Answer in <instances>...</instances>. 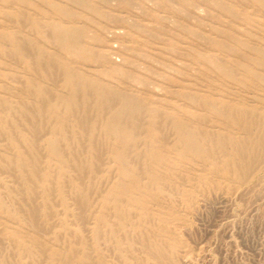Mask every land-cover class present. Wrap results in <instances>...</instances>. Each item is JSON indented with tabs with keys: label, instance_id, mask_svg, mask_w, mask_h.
Returning <instances> with one entry per match:
<instances>
[{
	"label": "rangeland",
	"instance_id": "obj_1",
	"mask_svg": "<svg viewBox=\"0 0 264 264\" xmlns=\"http://www.w3.org/2000/svg\"><path fill=\"white\" fill-rule=\"evenodd\" d=\"M71 2L0 0V98L12 105L10 114H3V118L10 117L21 123L22 116L16 107L26 104L34 108L33 100L24 95L23 82L37 76L27 71L13 48L9 39L12 34L56 56L71 70L141 99L140 102L145 101L162 114L188 117L187 114L197 112L186 95L215 104L217 99H224L252 105L250 100L256 99L259 103L254 105L264 112V68L257 63L260 53H264V0H123L121 4L88 0L84 5ZM57 7L65 13L58 12ZM36 24L41 28H36ZM53 24L83 28L89 36L85 47L93 53L94 59L86 61L68 55L49 41L43 30ZM212 61L226 65L237 78L232 80L214 72L210 66ZM135 65L149 68L162 77L147 74ZM145 76L154 87L145 88L134 82L133 78ZM43 83L50 88L53 97L67 95L60 84ZM58 116L68 118L62 110ZM69 124L75 128L71 119ZM200 127L215 131L220 138L231 134L241 137L237 129L212 116ZM111 147L117 148V143L112 142ZM0 153L13 154L1 134ZM176 154L175 151L169 153L173 159L170 172L165 167L155 166L156 173L171 175L157 199L148 198L146 190L129 194L139 197L141 207L154 218L145 224L146 230L158 233L160 239L174 248L173 260L164 264H264V164L257 165L246 179L240 180L233 174L221 175L218 168L207 163L177 162ZM111 160L112 156L100 171L104 191L117 180V165ZM51 162L55 167L56 160ZM1 173L0 201L13 211L26 206L32 196L19 182L16 171L9 169L7 174ZM73 176L70 171L68 180ZM144 182L149 183L147 179ZM62 197L65 204L61 202ZM95 197L93 215L98 212L113 217L104 194L101 199L98 195ZM36 198L39 204L46 201L44 193ZM119 198L127 210L135 212L126 196ZM51 206L53 216L48 219L49 226L62 238L72 239L77 230L78 210L70 192L54 196ZM112 221L116 224L119 219L112 218ZM89 222L91 229L95 223L93 217ZM132 222H128L129 225ZM23 225L26 236L31 235L32 227L27 219ZM84 235L90 242V231ZM57 246L54 247L60 249ZM10 249V242L0 237V256L10 257L14 263ZM125 255L135 260L145 258L139 246L128 249ZM99 256L104 264H121L119 252L107 243L101 244Z\"/></svg>",
	"mask_w": 264,
	"mask_h": 264
},
{
	"label": "bare ground",
	"instance_id": "obj_2",
	"mask_svg": "<svg viewBox=\"0 0 264 264\" xmlns=\"http://www.w3.org/2000/svg\"><path fill=\"white\" fill-rule=\"evenodd\" d=\"M70 1L83 5L88 2ZM101 1L108 4L123 2ZM56 10L65 13L58 7ZM35 26L41 28L40 25ZM82 29L53 24L43 31L47 34L45 37L61 51L78 59L93 60V53L85 47L89 36ZM9 39L27 71L37 77L23 82L24 95L33 100L34 108L26 104L16 107L22 116L21 123L2 117L10 114L12 105L0 98V134L13 149L12 157L0 153V172L7 174L9 169L15 170L19 182L32 196L26 206L22 205L17 211L9 210L0 201V237L10 242V251L15 257L13 263L10 257L0 256V264H104L99 256L100 246L104 243L119 252L121 264H164L173 260L174 248L160 239L158 233L146 230L145 224L154 218L141 207L139 197L129 196L146 190L149 191L148 198H158L170 182L171 175L156 173L155 166L165 167L170 172L173 159L169 153L175 151L177 158L174 160L177 162L193 160L207 163L218 168L223 176L233 174L244 180L257 165L264 164V112L254 105L259 103L256 99L250 100L252 105L224 99H217L219 101L215 104L186 95L195 104L197 112L187 114L188 117L162 114L145 101L140 102L141 99L71 70L56 56L34 48L32 43L22 42L18 34H12ZM257 63L264 68V53H260ZM210 66L226 78H237L233 71L218 61H212ZM135 67L152 76L162 77L149 68ZM133 79L142 87L152 86L148 76ZM45 81L60 84L67 95L53 97L50 88L43 83ZM60 110L67 119L58 116ZM208 116L237 129L241 137L231 134L220 138L215 131L200 127ZM70 119L77 130L69 124ZM112 142L117 143V148L111 147ZM111 156V161L117 165V180L113 187L104 191L100 171L109 164ZM52 159L56 160L55 167ZM70 171L74 174L72 180H68ZM145 179L149 181L147 185ZM67 191L78 210L77 230L70 240L56 234L48 223L53 216L52 198ZM41 193L46 197L43 204H39L36 198ZM103 194L113 217L98 212L93 215L94 198L98 195L101 199ZM120 196L127 197L134 213L124 207ZM64 200L62 197V204H65ZM92 217L95 223L89 229ZM112 218H118V223L113 224ZM26 219L32 227V234L27 236L23 225ZM130 221L133 222L129 225ZM87 231H90V242L84 238ZM52 245H59L60 249ZM136 246L143 251L144 261L125 255L128 249ZM26 258L29 259L26 261Z\"/></svg>",
	"mask_w": 264,
	"mask_h": 264
}]
</instances>
